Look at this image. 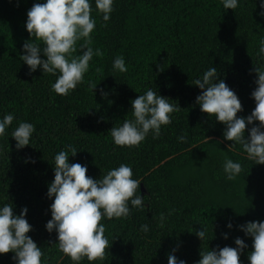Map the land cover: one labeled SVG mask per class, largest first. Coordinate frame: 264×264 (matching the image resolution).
<instances>
[{"label": "trees", "instance_id": "trees-1", "mask_svg": "<svg viewBox=\"0 0 264 264\" xmlns=\"http://www.w3.org/2000/svg\"><path fill=\"white\" fill-rule=\"evenodd\" d=\"M37 2L43 0H0V118L16 117L6 130L9 137L0 138V206L12 203L16 214L27 207L33 226L28 235L42 248L43 264H74L59 250L57 232L45 228L54 202L47 196L54 157L61 150L69 151L71 163L86 164L93 178L128 164L133 178L142 180L145 209L132 208L127 218H104L109 248L104 260L92 264H168L170 254L197 264L201 251L236 247L237 237L248 245L240 259L249 264L252 238L238 226L264 221V164L249 160L241 145L229 147L233 141L224 138L226 126L201 111L196 97L203 90L193 82L216 67L241 100L243 111L237 115L251 114L254 68L264 69V54H259L264 16L258 14V0H241L235 10L225 9L222 0H115L106 27L92 0L97 21L92 47L103 56L93 57L85 82L67 96L52 90L56 76L40 68L29 74L20 60L23 44L31 39L27 12ZM120 55L127 72L113 70ZM92 82L97 83L95 94ZM149 88L180 106L172 123L138 147L115 145L111 128L133 118L131 101ZM25 121L34 124L35 132L30 145L17 149L10 135ZM181 135L186 142L178 139ZM69 145L78 150L75 156ZM226 158L242 165L234 180L226 179ZM143 224L148 232L141 230ZM202 226L207 229L203 241L196 235ZM13 256L0 254V264H16ZM80 264L90 262L85 258Z\"/></svg>", "mask_w": 264, "mask_h": 264}, {"label": "clouds", "instance_id": "clouds-1", "mask_svg": "<svg viewBox=\"0 0 264 264\" xmlns=\"http://www.w3.org/2000/svg\"><path fill=\"white\" fill-rule=\"evenodd\" d=\"M258 2L261 9L258 14L264 16V0ZM114 3L115 0H95L96 11L102 14L105 27L111 19ZM240 3L241 0H222L225 9L235 10ZM92 12V0H43L34 3L27 12L25 26L31 39L23 44L20 60L29 66V74L40 68L44 74L56 76L52 90L58 95L67 96L75 91L78 85L85 82V74L89 72L93 57L103 56L101 49L92 47V34L97 26ZM80 41L83 43L78 45ZM78 49L83 50L82 53L74 55ZM41 53L46 58H42ZM259 54H264V40L260 42ZM113 70L127 72L124 56L114 59ZM254 71L257 74L254 81L257 87L251 96L256 107L247 117L237 115L243 111L241 100L219 77L216 67L206 70L193 84L203 90L196 97L201 111L226 126L224 138L233 141L229 147L241 145L249 160L264 164V69L255 66ZM89 87L95 94L97 83L92 82ZM101 95L107 97L108 94L101 89ZM167 98L149 88L133 99V118L125 119L119 127L111 128L114 144L131 148L138 147L150 133L158 138L162 126L172 123L173 114L180 107L170 103ZM15 119L12 113L0 118V138L8 136L6 130ZM254 121L260 123L248 128L247 125H252ZM246 131L249 133L247 136ZM34 132V124L25 121L10 136L15 138L17 149H22L31 144ZM178 139L186 142L187 137L181 135ZM68 148L72 156L77 154L75 147L69 145ZM2 152L0 146V154ZM69 156V151L61 150L54 157V180L47 192L49 199L54 197V202L50 205L51 219L45 228L49 233L57 232L59 250L69 256L74 264H80L85 258L92 264L104 260L109 248L105 224L102 223L104 218H127L132 208L145 209L144 196L140 194L142 180L133 178V168L128 164H120L100 178H93L87 175L86 164L71 163ZM223 170L227 180H234L243 168L239 162L226 158ZM27 212V207H24L20 214H16L12 203L0 206V254L14 253L12 258L16 264H43L45 254L42 248L28 235L33 226L26 219ZM165 218L162 213L161 223ZM227 227L231 229L233 224L228 222ZM238 227L252 238L249 264H264V221H250ZM141 230L148 232L149 225H141ZM206 234L207 229L203 226L196 231L202 241ZM223 236L227 239L228 233H223ZM234 243L236 247L217 246L210 251H201L197 264H242L240 257L248 245L240 237ZM168 264H186V261L170 254Z\"/></svg>", "mask_w": 264, "mask_h": 264}]
</instances>
